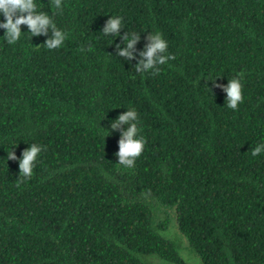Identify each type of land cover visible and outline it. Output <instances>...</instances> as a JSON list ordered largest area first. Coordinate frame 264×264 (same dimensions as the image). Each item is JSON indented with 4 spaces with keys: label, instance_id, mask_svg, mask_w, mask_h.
I'll list each match as a JSON object with an SVG mask.
<instances>
[{
    "label": "trees",
    "instance_id": "obj_1",
    "mask_svg": "<svg viewBox=\"0 0 264 264\" xmlns=\"http://www.w3.org/2000/svg\"><path fill=\"white\" fill-rule=\"evenodd\" d=\"M38 2L68 38L0 36V264H264V0ZM110 15L138 51L160 31L175 59L136 73L100 31ZM237 73L233 111L206 79ZM128 107L145 138L131 168L126 126L102 134ZM13 143L45 146L29 179L4 162Z\"/></svg>",
    "mask_w": 264,
    "mask_h": 264
},
{
    "label": "clouds",
    "instance_id": "obj_2",
    "mask_svg": "<svg viewBox=\"0 0 264 264\" xmlns=\"http://www.w3.org/2000/svg\"><path fill=\"white\" fill-rule=\"evenodd\" d=\"M66 0H51V7L57 14L63 11ZM41 4L38 0H0V29H3V40L8 45H14L22 36V33L29 34L28 39L36 35H46V39L42 43L48 50L60 49L64 46V42L68 38L67 31L58 28L53 16L47 12L40 10ZM21 25L26 26L25 31H21ZM123 26V17L121 15H110L104 22L100 30L107 39L108 44L113 43V39L120 36L121 43H116L114 57L124 58L131 61L135 56L140 59L135 64L136 73L158 74L159 66L167 65L169 61L175 59L173 53L168 52V41L163 37L160 31L147 32V44L142 50H136L135 45L140 37L138 31H127L120 33ZM80 51H85L81 48ZM219 76V75H217ZM215 76V77H217ZM242 73H237L232 78H227L226 83H218L215 77H209L212 87L219 88L225 93L226 107L237 110L238 105L243 100L242 84L240 77ZM207 87V86H205ZM208 88V87H207ZM209 89V88H208ZM125 125L120 130L118 150L115 153L117 164L128 168L133 167L134 162L141 156L145 147V138L141 134L142 126L140 124L139 115L135 108L128 107L126 111L116 116L115 119L109 121L108 128H102L103 137L109 133V129H118L120 125ZM16 143L9 148L6 160H13L18 163V174L24 179H29L33 175V169L37 163V158L41 152L45 150V146L39 143H28V147L22 150L19 157L16 156L13 149ZM264 153V142L257 143L251 149L253 157Z\"/></svg>",
    "mask_w": 264,
    "mask_h": 264
}]
</instances>
